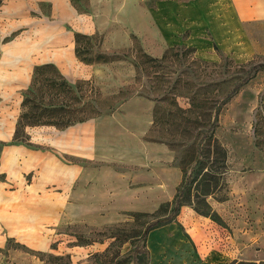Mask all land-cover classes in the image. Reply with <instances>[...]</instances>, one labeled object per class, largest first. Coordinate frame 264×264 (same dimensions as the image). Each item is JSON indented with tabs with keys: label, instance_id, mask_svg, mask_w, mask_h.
Instances as JSON below:
<instances>
[{
	"label": "rangeland",
	"instance_id": "rangeland-1",
	"mask_svg": "<svg viewBox=\"0 0 264 264\" xmlns=\"http://www.w3.org/2000/svg\"><path fill=\"white\" fill-rule=\"evenodd\" d=\"M11 1L0 3V79L17 74L22 83L29 80L15 89L0 84V116L8 127L16 116L15 134L35 67L48 64L37 60L51 59L48 47L60 32L66 50L61 63L50 64L78 99L71 100L77 118L69 127L21 125L20 141H11L55 158L37 159L28 172L34 163L24 150L23 168L8 173L20 194L7 185V196H0V223L13 224L0 226L7 238L0 248L4 262L16 250L42 264H264V153L253 132L264 92V21L247 24L246 36L232 32L223 49L210 29L195 27L185 15L194 0H65V15L59 3H46L18 18L6 10ZM33 21L55 30L32 38ZM76 33L89 36L80 39L79 56ZM36 88L35 95H43L44 87ZM46 98L59 107L66 100L63 93L60 101ZM132 98L150 105L153 123L144 139L164 145L171 163H120L115 159L122 148L113 150L111 162L60 150L59 131L111 115ZM218 109L216 135L228 150V170L208 201L223 225L184 206L174 216L178 223L149 230L164 219L160 208L172 201L182 180L180 161L190 160ZM25 133L28 143L22 142ZM125 150L128 158H145ZM150 152L151 159L158 154ZM74 166L82 169L75 172ZM35 206L38 211L30 208ZM146 252L144 261L139 257Z\"/></svg>",
	"mask_w": 264,
	"mask_h": 264
},
{
	"label": "crops",
	"instance_id": "crops-1",
	"mask_svg": "<svg viewBox=\"0 0 264 264\" xmlns=\"http://www.w3.org/2000/svg\"><path fill=\"white\" fill-rule=\"evenodd\" d=\"M46 3H59L57 7L58 9H61V14H66L65 0H12L11 5L8 6L6 10L8 13H11L9 16L18 18L19 16H24L30 13L31 10H36L37 7ZM190 9L191 10L185 14L189 21H193L192 24L197 28L203 26L210 29L214 40L222 48L225 44L229 45L225 39L232 35V32L246 36L245 27L247 24L254 21H264V0H194L192 1ZM33 22L35 26L32 29V38L43 33L46 28L54 29V26L48 23L40 25L37 21ZM58 36L59 41L53 43L54 46L48 47L49 53L52 54V56L55 55V53H58L57 56H54L56 59L51 56V59L49 60L37 61L48 62V64L61 63V50H66V36L62 37L61 32ZM61 38L63 39L62 41H60ZM19 40L20 39H16L15 41ZM19 63V60H17L14 65H19ZM7 71L12 74L15 72V67L10 66L7 68ZM28 80L29 77L26 82ZM26 82L22 83L17 74L12 78L9 76L0 79V84L11 85L13 89L24 85ZM3 116H0V134L4 136H0V196L6 197V193L8 192L7 185L10 187L14 186V190H9L14 196L20 194L18 193V187H16L17 181L14 182L13 179L9 178L8 173L9 171L16 172L23 168L21 157L24 150L27 152L26 158L28 157V160H33V163L39 158H50V161H54L55 155H46L44 152H36L20 145L11 144L15 135L16 116L9 119L11 122L9 123V127L7 125V118ZM152 123L153 115L150 105L145 107L144 101L139 98H132L111 115L104 116L103 118H95L77 126H72L65 131H59V134L56 136L57 141H53L61 143V145L58 146L61 147L60 150L63 152L68 150L69 153L81 157L84 160H102L111 162L113 161L111 156L114 152L113 150L115 149L116 151V149L118 150V148H122L118 153L120 154V157L115 159L117 161L119 160L120 163L139 166H147L151 163H153V165L171 163L174 157L164 145H153L149 142L146 143L144 139L146 133L149 132ZM120 136H122V138H120ZM126 148H133L134 153L138 151V154L145 156V158H138L135 160L128 158L127 155L129 154V151L125 150ZM151 148H154V150L158 152L157 156L153 159H151ZM151 160L153 161L151 162ZM34 165L35 163L32 164V167L28 168L27 171L31 172ZM76 168L79 170L82 169L81 166H74L72 170L75 172L78 171ZM159 186H162V184ZM30 208L34 211H38V206H35L34 209L33 207ZM51 210L59 211L61 208L53 206ZM0 226L12 227L13 224L1 222ZM6 239V236L0 235V248L6 246ZM5 259L6 256L0 254V264H6V262H4ZM8 261L10 263L8 262L7 264H42L31 257H25L16 250H10Z\"/></svg>",
	"mask_w": 264,
	"mask_h": 264
},
{
	"label": "trees",
	"instance_id": "trees-1",
	"mask_svg": "<svg viewBox=\"0 0 264 264\" xmlns=\"http://www.w3.org/2000/svg\"><path fill=\"white\" fill-rule=\"evenodd\" d=\"M82 38H89V36L76 33V53L78 56L80 54L79 52H81L79 43ZM249 76L244 83H247L252 78L251 75ZM37 86L44 87L42 90L43 95H35ZM79 86L81 84L76 85V88L79 89ZM62 93L65 95L66 100H63L60 107L58 104L47 103L45 101L49 95L52 101L54 99L55 101H60ZM72 99H78L76 98L74 86L69 83L54 64L49 63L36 66L31 85L24 95L22 102L23 112L20 115L13 140L20 141L19 127L21 125H25V128L27 126L48 125L55 126L59 129H64L72 125L73 120L77 118L76 109L72 108L71 105ZM219 111L220 109L213 116L211 114L209 121L206 120L210 126H208L207 131L201 133L197 150H193L194 152L190 156V160L181 159L180 168L182 171V180L177 188L176 194L172 201L162 204L160 208V212L164 211L166 214L163 215L164 219L158 221L149 230L170 223H178L177 218L174 216H178L184 206H190L199 215L209 217L213 221L223 225L221 216L213 210L208 201V197L218 189L224 174L228 170V150L216 135V129L219 123ZM197 122L201 125L200 120ZM253 132L256 148L264 153V92L260 94L255 108ZM29 140V134L25 133L22 142L28 143ZM188 163L192 166L188 167ZM148 254L146 252L139 258L146 261Z\"/></svg>",
	"mask_w": 264,
	"mask_h": 264
}]
</instances>
